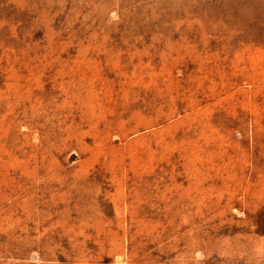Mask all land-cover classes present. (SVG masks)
Wrapping results in <instances>:
<instances>
[{"label":"rangeland","instance_id":"374dc122","mask_svg":"<svg viewBox=\"0 0 264 264\" xmlns=\"http://www.w3.org/2000/svg\"><path fill=\"white\" fill-rule=\"evenodd\" d=\"M0 264H264V0H0Z\"/></svg>","mask_w":264,"mask_h":264}]
</instances>
